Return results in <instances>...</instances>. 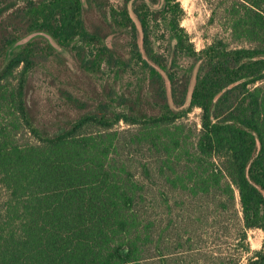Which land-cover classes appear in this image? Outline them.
I'll return each mask as SVG.
<instances>
[{"label": "trees", "instance_id": "16d2710c", "mask_svg": "<svg viewBox=\"0 0 264 264\" xmlns=\"http://www.w3.org/2000/svg\"><path fill=\"white\" fill-rule=\"evenodd\" d=\"M86 1L0 0V264H198L193 220L214 213L239 220L249 250L247 231L264 234V0L228 9L247 45L200 51L179 0ZM35 33L74 55L82 83L48 115L34 73L55 48L10 53ZM245 264H264V239Z\"/></svg>", "mask_w": 264, "mask_h": 264}, {"label": "rangeland", "instance_id": "374dc122", "mask_svg": "<svg viewBox=\"0 0 264 264\" xmlns=\"http://www.w3.org/2000/svg\"><path fill=\"white\" fill-rule=\"evenodd\" d=\"M84 8L88 9L86 0H82ZM185 10L182 26L186 29L195 48L200 51L215 39H224L231 47L247 45V43L234 40L228 20V9L236 0H179ZM89 21H94L95 13L87 14ZM43 39L55 48V56L50 63L34 73L35 98L40 103L43 114L48 115L53 108L59 104L58 91L61 87H67L73 91L80 92L82 83L78 80L79 71L74 55L64 47H61L51 36L45 33H35L20 40L11 50L13 54L27 42L33 39ZM114 36L106 40V44L113 48ZM121 42V41H119ZM108 75V74H107ZM106 75V76H107ZM195 79L193 80L194 85ZM13 83L15 81L13 80ZM121 89L128 88L127 80L120 81ZM75 89V90H74ZM6 123L13 122L11 114H4ZM201 111L195 109L184 120L193 129L200 128ZM21 143L33 142L34 139L25 130H21L17 136ZM213 208V206H212ZM211 208V209H212ZM239 209V206H238ZM213 211V210H212ZM229 214V215H228ZM205 217L202 222L194 219L198 230L193 236L194 251L191 258H196L198 264H217L215 257L230 258L245 264L247 258L255 251L262 248L264 234L261 230L253 229L247 231L245 245L249 250L239 245V229L241 223L231 213ZM206 215V214H205ZM203 215V216H205ZM197 243V244H196ZM148 262L147 264H151Z\"/></svg>", "mask_w": 264, "mask_h": 264}, {"label": "water", "instance_id": "95a60500", "mask_svg": "<svg viewBox=\"0 0 264 264\" xmlns=\"http://www.w3.org/2000/svg\"><path fill=\"white\" fill-rule=\"evenodd\" d=\"M82 2H83V1H82ZM83 3H84V2H83ZM112 36H114V35H111V36H109V37L111 38ZM109 37H108V38H109Z\"/></svg>", "mask_w": 264, "mask_h": 264}]
</instances>
